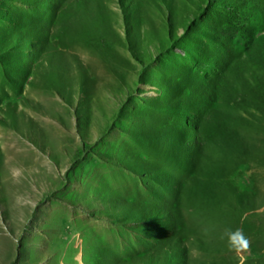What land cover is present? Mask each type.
I'll return each instance as SVG.
<instances>
[{
  "label": "rangeland",
  "instance_id": "374dc122",
  "mask_svg": "<svg viewBox=\"0 0 264 264\" xmlns=\"http://www.w3.org/2000/svg\"><path fill=\"white\" fill-rule=\"evenodd\" d=\"M0 264H264V0H0Z\"/></svg>",
  "mask_w": 264,
  "mask_h": 264
},
{
  "label": "clouds",
  "instance_id": "9594fccd",
  "mask_svg": "<svg viewBox=\"0 0 264 264\" xmlns=\"http://www.w3.org/2000/svg\"><path fill=\"white\" fill-rule=\"evenodd\" d=\"M13 175L19 176V172H14ZM224 235L227 238L229 251H234L237 254H240L249 250L251 242L244 234L242 229L237 228L234 231L231 229H227Z\"/></svg>",
  "mask_w": 264,
  "mask_h": 264
}]
</instances>
